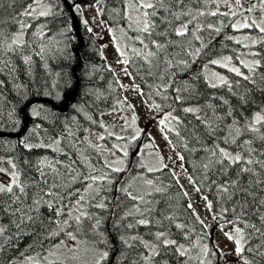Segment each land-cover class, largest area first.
<instances>
[{
  "label": "trees",
  "instance_id": "16d2710c",
  "mask_svg": "<svg viewBox=\"0 0 264 264\" xmlns=\"http://www.w3.org/2000/svg\"><path fill=\"white\" fill-rule=\"evenodd\" d=\"M69 2L81 21L85 42L81 48L73 18L62 0H42V4L35 6L36 11L31 16H21L20 13L24 10L23 6L33 3V0H15V3H11V0H0V29L6 36L0 42V133H17L22 129V109L33 99L44 98L57 104L63 103L66 95L76 87L77 79H80L77 98L67 112H60L49 103L34 104L27 111L31 117L30 126L21 138L0 137V157H11L14 160L19 183L27 192V196L20 194L25 202L24 207L32 204L33 193L39 191L33 186L34 181L46 179L48 185H55L51 188L55 195L41 194L42 202L38 210L30 212L44 222L43 227L39 223L34 227L26 224L22 226L21 233L9 224L10 217L0 212V225L8 229L5 236L12 237L5 245V250L0 251V264H9V257L13 263L23 259L21 252L24 256L41 254L68 232L107 251L109 255L102 264H143L141 256H144L147 249L140 240H156L154 233L158 231H164L167 238L188 246L187 255H178L175 247H160V255L154 257L153 264H230L228 254L215 244L211 232L199 218L195 208L188 207L189 198L171 168L148 170L144 164L143 150L129 162L127 170L116 171L111 167L101 146L91 142L88 134L90 130L104 132L103 113L117 108L132 111V107L129 101L122 102L125 98L124 89L115 71L107 64L96 34L81 20L79 0ZM131 2L134 0H93L91 4L97 8V12L108 25L127 26L128 6ZM211 2L212 0H184V5L176 7L175 10L190 13L191 16L181 15L178 19H173L171 28H178L191 19L187 35L177 36L171 29L167 36L153 34V40L165 44L164 51L147 60L142 52L141 56L135 55L128 59L127 66L154 110L166 111V117L162 119L165 123L161 126L167 130L172 146L183 157L186 170L211 204L217 225L229 229L233 225L227 221L233 219V213L224 212V209L234 205L218 191L219 184L224 180L216 170L219 166L207 170L203 167L208 162V150L212 148V141L204 134L201 121L210 118L214 124H219L221 129H225L216 133L217 137H221L228 135L226 126L233 119L239 121L238 126L243 127L247 121L253 120L255 113L264 109V80L260 79L264 75V34L254 23H250L254 25L251 28L235 29L233 17L229 13L210 15L214 12ZM45 10L49 11V15L40 16L39 12ZM147 11L151 12V9ZM201 12L204 15H199ZM158 15L166 14L161 11ZM13 18L26 27L21 29ZM155 22L159 27L154 33L165 28L159 19ZM208 25L212 27L209 28ZM216 28L220 31L216 32ZM18 31L24 32L23 43L9 48L11 37ZM128 31L132 34L138 33L131 27ZM243 33L251 37L252 41L239 36ZM141 35L142 41L148 44V51H158L149 42L146 34ZM197 36L200 37L199 40L196 39ZM196 49L200 50L199 54L192 55ZM247 49L250 57L243 56ZM26 57L30 59L26 60ZM226 57L232 60L241 73L253 79L245 80L243 76L219 65L221 63L216 65L209 62ZM246 58L251 64L256 60L260 61L255 72H250L245 67ZM80 59L81 65L77 67ZM180 61H187V66L181 65ZM210 67L224 73L228 83H215L217 87H211L212 83L206 76V70ZM177 88L180 89L179 93L174 91ZM177 95H180V101L175 99ZM208 104L213 107H205ZM187 107L200 108L201 111L184 112L183 109ZM228 110H231L232 116L226 115ZM213 112L215 116L212 115ZM169 113L176 119H169ZM216 117L222 119L216 120ZM261 132H264V127H261ZM254 135L246 132L236 139L237 142L241 139H253ZM195 137H199V142ZM109 139L108 136L107 140ZM143 140L142 142L152 141V137L147 133L143 135ZM261 143L258 139L253 140L252 146L260 148ZM220 146L228 147L229 151H239L236 145L221 143ZM238 167L239 165L233 166ZM252 167L256 168L259 176L245 174L242 180L245 184L252 185L258 198H264V192L260 191L264 184L255 186L257 179L264 181V171L255 164ZM233 168L229 169V176H232ZM41 171L45 173L43 177L40 175ZM100 174L107 178L103 179ZM140 175L151 179L157 189H160L159 192L150 194V203L145 205L133 201L125 191L131 192L127 189L128 182ZM93 176L101 178L99 190L87 207V213L93 219L84 220L79 228L71 219H68L67 225L64 224L67 215L56 216V209L66 205L63 208L65 213L76 214L72 206L80 196L81 186ZM12 187L17 191L16 185ZM40 187L46 186L41 183ZM0 199L8 202L9 197L0 194ZM44 202L52 204L53 207L48 208ZM98 203H103L105 208L96 207ZM12 206L16 207L15 204ZM134 206L145 209L150 207L152 211H144L142 216L136 214ZM130 212L132 215H127ZM260 212L264 214V208ZM143 218L160 223H150L147 226L135 223ZM96 219L100 223L93 232L90 225ZM252 222L257 227L264 228L255 215ZM129 223L134 224V227H126ZM176 225H184V228L178 229ZM238 226L244 228L243 224ZM248 231L250 230H245L246 235ZM36 232H40L39 237L32 235ZM51 233L58 234L50 235ZM133 236L139 239H130ZM121 237L128 243H123ZM255 243L256 240H251L245 244L244 255L250 260L253 257L247 252V247ZM205 247L208 249L207 253L204 252ZM192 254L199 258L191 262ZM259 264H264V260H260Z\"/></svg>",
  "mask_w": 264,
  "mask_h": 264
},
{
  "label": "rangeland",
  "instance_id": "374dc122",
  "mask_svg": "<svg viewBox=\"0 0 264 264\" xmlns=\"http://www.w3.org/2000/svg\"><path fill=\"white\" fill-rule=\"evenodd\" d=\"M78 3L82 17L81 20L88 24L96 34L107 64L115 71L116 77L124 89L125 98L122 102L129 101L132 107V111L117 108L103 113L102 122L104 132L90 130L88 134L91 142L101 146L106 152V154H104L113 169L119 168L120 170H127L129 162L133 160L135 156L141 154L143 150H145L143 160L148 170L151 169V171H155L163 167L171 168L178 181L183 186L190 204L195 208L196 213L203 221L208 231L211 232L215 244L228 254L230 264H240L235 253L236 245L234 239L229 240L225 235L226 232H233L234 227L227 229L221 225H217L212 209L208 207V199H204L206 196L200 191L196 182L186 170L183 159H180L181 154L174 149L170 142L167 130L161 126L160 121L166 117V111L160 112L154 110L153 106L145 99L143 91L138 86L127 66L128 59L135 55L141 56L142 52L145 56L148 52V48L144 47V44L147 43L144 40V43H141V32L137 30V25L133 22L137 16L141 15V9L140 11H136L134 2H131L128 6L127 26H111L101 18L100 14L97 12V8L88 0H79ZM254 5L255 7H253ZM249 8H252L251 12L247 11ZM211 9L215 12L229 13L233 17V25L239 26L247 22L264 27V6H262L261 0H240V5H237L235 0H228L227 4L221 0L219 5L212 0ZM233 10L237 13L235 16L231 14ZM129 27L138 31V33H130L128 31ZM234 28L242 29L243 27ZM20 32L23 33L24 38V32L18 31L17 33ZM239 36L249 42L252 41L251 37L245 33ZM239 36L237 34L238 38ZM137 37H139V39ZM249 55L247 49L243 56L250 57ZM218 61L221 63L219 65L223 67L227 64L225 68L230 70L233 67L236 68V65L233 64L230 58L227 60L224 58ZM244 62L246 64H251L247 58L244 59ZM206 76L211 83H220L221 77L225 79L224 73L213 67L207 68ZM73 90H75V88ZM72 103H70V105ZM147 133L152 137V141L145 140V142H142L143 135ZM108 136L110 137L109 140H107ZM101 137H103V139H101ZM13 164L15 165V162L11 157H0V169L4 170L0 171V184L13 186L14 184H12V181L14 174L16 179L18 181L20 180L17 167L16 165L13 167ZM101 176L103 179L107 178L106 176ZM148 180L151 179L143 178L140 175L138 178L128 182L127 189L133 192V195H143L144 200L149 201L150 194L156 191L157 187L153 182L151 185L147 184ZM100 184V180L95 182L89 180L81 186L80 196L82 195L85 197V200L81 202V211L87 212L88 203L99 190ZM89 185H91V187H89ZM197 189H199V191H197ZM117 190L118 188L116 191ZM137 201L139 204L145 205L144 202ZM139 208L141 212L145 211V208ZM77 214V212L76 214L71 212V216L73 217ZM136 214H140V212H136ZM66 219H70L68 215ZM148 243L158 244V241L151 240L148 241ZM187 247L188 246H184L185 249H187ZM103 251L105 250L94 247L89 244V242L87 243L78 237L76 241H73L66 234L61 240L51 245L45 252L28 256H47V261L42 262V264L53 262L64 264H95V260L98 258L99 253ZM149 255L150 249H147L144 256ZM198 258L199 256L197 255H190L191 262ZM153 262L154 257L149 261H144L143 264H153ZM13 264H24V258Z\"/></svg>",
  "mask_w": 264,
  "mask_h": 264
},
{
  "label": "snow or ice",
  "instance_id": "6c2138e0",
  "mask_svg": "<svg viewBox=\"0 0 264 264\" xmlns=\"http://www.w3.org/2000/svg\"><path fill=\"white\" fill-rule=\"evenodd\" d=\"M213 2H216L219 5V2L221 0H213ZM225 4L228 3V0H223ZM11 3H15V0H11ZM42 3V0H33V3H27L25 4L23 12L20 13L21 16H31L35 11L36 7ZM235 3L237 5H240V0H235ZM262 6H264V0H261ZM135 10L140 11V9H144V11L141 13V15L137 16L134 19V23L137 25V30L141 33H144L147 35L149 42L153 45H155V48L158 51H148L147 54L144 56V58L147 60L149 57H155L158 52H163L165 49V44L163 43H157L156 40L152 39L153 34L157 36H167L168 30L171 29L172 32H174L175 35L184 37L188 33V23H191V19L188 21V23L182 24L178 28H171L173 19H178L181 15H189L190 13H186L183 11H176L175 8L184 5V0H134ZM242 7V6H241ZM255 7V5L253 6ZM148 9H151V12L147 11ZM163 11L166 15H158L159 12ZM247 11L251 12L252 8L247 9ZM231 14L235 16L237 13L236 11H232ZM40 16H48L49 11H40ZM199 15H204V13H199ZM210 15L216 16V15H228V13H218V12H211ZM14 22L19 25L21 29L26 27L25 24H23L21 21L16 20L15 18ZM159 19L160 24H163L165 26L164 29H162L160 32L154 33V30L159 27V25L156 24L155 20ZM2 23V22H0ZM253 24L245 22L242 25H233V27H243V28H251L253 27ZM209 28L212 27V25H208ZM259 29L261 33H264V27H260L259 25H255ZM216 32H219L220 29L216 28ZM139 39V37H137ZM6 39L5 33L2 29H0V42H3ZM197 40L200 39V37H196ZM11 44L8 45L9 48L12 47V45H21L23 43V33H17L11 37ZM141 43L144 42L141 40ZM145 48H148V44H144ZM199 49H196L195 53H192V55H198ZM30 59L29 57L25 58ZM226 60L229 58H225ZM211 64H219L220 61L218 60H211L209 61ZM169 64H171V61H168ZM181 65L187 66V61H180ZM243 63V62H242ZM260 65V61L256 60L253 64H245V67L249 69L250 72H255L256 66ZM227 67V64L224 65ZM232 72L236 73L238 76H243L245 80H252L253 77L244 75L240 72L238 68L233 67L231 69ZM261 80H264V75L260 76ZM220 83L226 85L228 82L224 78H220ZM211 87L215 88L217 85L215 83L211 84ZM186 90V89H185ZM176 93L180 92V89H174ZM177 101L181 100L180 95H177L175 97ZM224 103H227L226 101ZM159 107V106H157ZM205 107L212 108L213 105H205ZM184 112L187 113H198L201 111L200 108L196 107H187L183 109ZM264 112V109L261 110V112L255 113L252 121H247V118L245 120L247 121L243 127L238 126L239 121L233 119L231 124L226 126V130L228 132V135L217 137L216 133L220 131H224L225 129H221L219 124H214L213 121L210 118H206L205 120H202L201 123L204 125V134L212 141V148L208 150L209 152V158L208 162L203 165V167L207 170L209 168H216V166H219L216 168V170L219 172V175L224 177V180L219 184L218 191L222 192L224 194V198L226 200H229L232 202L234 207L231 208H225L224 212L231 211L233 213V219L231 221H227V223H230L233 225L234 230L233 232H226L225 235L228 237L229 240H233L235 242V253L237 256L238 261L240 264H259L260 260H264V228L257 227L256 223L252 222V217L255 215L257 219L261 222L262 225H264V214H261L260 209L264 208V198H258L256 193L252 190L251 184H245V182L242 180V177L245 174H248L249 176H259V173L256 171V168L252 167V165H257L261 171H264V159H260L259 157H264V132H261V127H264V114H261ZM213 116H215V113H212ZM227 116H232L231 110H228L226 112ZM169 119H176L175 117L171 116V113L168 114ZM199 119V117H197ZM221 117H216V120H221ZM161 124H164L165 121L161 120ZM258 125L260 127H258ZM246 132H251L255 134L253 136V139H241L239 142H237V137H240ZM177 135L179 133L177 132ZM103 139V137H101ZM197 142H199V137H195ZM260 140L261 147L255 148L253 147V140ZM223 143L225 145H236V148L239 149V151H229L228 147H221L220 144ZM185 147H187L185 145ZM126 154V153H125ZM180 159H183L181 156ZM234 165H239L238 168H233ZM13 167L15 165L13 164ZM233 168L232 176L228 175L229 169ZM116 171H120L119 168L115 169ZM0 171H4L3 169H0ZM39 171V169H38ZM151 171V169H150ZM41 177L45 175L42 171L40 172ZM92 181H97L101 179L100 177H90ZM43 183L46 187L41 188L40 184ZM213 183H216L215 180H213ZM12 184L16 185L17 191L13 190L12 185H2L0 184V194L7 195L9 197L8 202H5L4 200L0 199V212H3L4 215L9 216V224L15 227V229L21 233H23V225L31 224V226H35L37 223L41 225V227L44 226V222L42 220H38L37 217L30 214L33 210H38L41 202H42V195H55L51 191L52 187H55V185H48V182L46 179L44 180H37L34 181L33 186L38 188V192L33 193V201L32 204L28 205L27 207H24V200L21 199V195L27 196V192L25 190V187L22 186L19 181L16 179L15 174L13 176ZM147 184L151 185L152 181L148 180ZM260 184H264V181L257 179L255 181V186L259 187ZM91 187V185H89ZM126 194L133 200V201H142L145 204H148L150 202L144 200L143 195H133L131 192H127ZM157 192L160 191V189H156ZM199 191V189H197ZM260 191L264 192V188H260ZM205 200H207V197H204ZM85 200L84 196H79V198L74 202L73 209L78 213L74 217L71 216V213H65L63 211L65 206H62L61 208H57L55 211L56 216L60 215H68L71 220H73L77 227L79 228L80 225H82L84 220L91 221L93 217L84 211L80 210L81 202ZM47 204L48 208H52L53 205L47 202H44ZM15 204L16 207H13L12 205ZM98 208L104 209L105 205L103 203H98L95 205ZM136 212H140V214L143 216L144 212H141V209L138 206H134ZM189 208L192 207L191 204L188 205ZM208 207L211 208V204H208ZM147 212H151L152 209L149 207L145 209ZM127 215H132V213H127ZM11 217H16V219H11ZM165 219H170L169 217H165ZM55 223L56 221H50ZM69 220H65L64 224H68ZM100 220L96 219L94 224H91L92 231H96V227L99 225ZM138 225L147 226L150 223H156L159 224V221L155 220H149L148 218L139 219L135 222ZM239 224H243L244 228L239 227ZM128 228L134 227V224L129 223L126 225ZM178 229H183L184 225H176ZM248 231L247 235L245 230ZM8 231L7 227L0 225V251L5 250V245L8 241L12 239V237L5 236V233ZM58 233H51L50 235H57ZM34 237H39L40 232H36L32 234ZM67 235L73 240L76 241L77 237L74 233L68 232ZM154 237L156 241H158V244H150L146 241L140 240V243L145 249H150V255L149 256H141V259L143 261H149L151 258L160 255L159 251L157 249L159 247L169 248V247H175L177 254L180 256H186L187 255V249L184 248L183 245L178 244L177 240L175 239H168L167 235L164 231H158L154 233ZM121 241L125 244L128 242L123 239V237L120 238ZM132 240H138V237H130ZM251 240H256L257 243L247 247V252L253 257L252 260L248 259L244 253H245V244L250 242ZM131 247L132 245H128ZM208 249L205 247L204 252L207 253ZM108 252L103 251L99 253L98 258L95 260V264H102V262L108 257ZM21 257H24V264H42V262H46L48 257L47 256H24V253H20ZM258 258V259H257ZM19 259V258H17ZM9 264H13L12 258L9 257ZM166 264V262H165ZM203 264V262H202Z\"/></svg>",
  "mask_w": 264,
  "mask_h": 264
},
{
  "label": "water",
  "instance_id": "95a60500",
  "mask_svg": "<svg viewBox=\"0 0 264 264\" xmlns=\"http://www.w3.org/2000/svg\"><path fill=\"white\" fill-rule=\"evenodd\" d=\"M64 5L67 7V9L69 10L72 18H73V26L74 29L81 41V45L80 48L84 46V39L82 36V30H81V25H80V20L75 12V10L73 9V6L71 5V3L69 2V0H62ZM90 1V0H88ZM91 3L93 2L92 0L90 1ZM81 65V59L79 60V63L77 65V67H79ZM80 85V79H77V85L75 87V90L69 92L66 95V100L62 103V104H57L52 100L49 99H44V98H36L33 99L31 101H29L22 109V113L24 115V123H23V128L17 132V133H12V132H4V133H0V137H9V138H21L28 130L30 123H31V117L30 115L27 113L28 109L36 103H49L51 106H53L55 109H57L60 112H67L70 109V103L74 102L77 98V89L79 88Z\"/></svg>",
  "mask_w": 264,
  "mask_h": 264
}]
</instances>
